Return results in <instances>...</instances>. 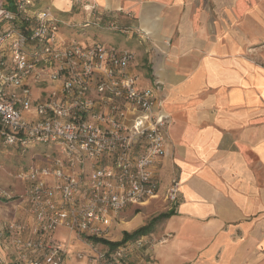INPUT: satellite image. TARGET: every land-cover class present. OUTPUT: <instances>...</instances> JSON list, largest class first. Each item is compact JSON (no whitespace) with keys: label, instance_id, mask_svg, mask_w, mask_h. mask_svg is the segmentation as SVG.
I'll list each match as a JSON object with an SVG mask.
<instances>
[{"label":"built area","instance_id":"obj_1","mask_svg":"<svg viewBox=\"0 0 264 264\" xmlns=\"http://www.w3.org/2000/svg\"><path fill=\"white\" fill-rule=\"evenodd\" d=\"M85 6L90 12L79 27L102 15ZM63 23L39 0H0V137L24 151L38 146L17 175L25 185L17 205L33 214L31 224L15 218L5 228L15 248L40 253L27 259L19 252L24 264H61L69 247L53 242L57 228L81 239L106 237L118 213L160 194L174 205L180 194L176 176L160 190L169 124L161 83H141L131 48L67 37ZM122 29L140 42L149 39L138 28ZM29 228L30 236L22 237ZM127 242L105 251L92 246L96 253L86 254L88 261L118 262Z\"/></svg>","mask_w":264,"mask_h":264},{"label":"crops","instance_id":"obj_2","mask_svg":"<svg viewBox=\"0 0 264 264\" xmlns=\"http://www.w3.org/2000/svg\"><path fill=\"white\" fill-rule=\"evenodd\" d=\"M39 4L63 20L67 37L89 15L85 5L114 21L116 41L92 40L134 49L141 83H161L170 121L160 190L176 176L180 194L158 229L170 237L151 246L148 264H264V0Z\"/></svg>","mask_w":264,"mask_h":264},{"label":"rangeland","instance_id":"obj_3","mask_svg":"<svg viewBox=\"0 0 264 264\" xmlns=\"http://www.w3.org/2000/svg\"><path fill=\"white\" fill-rule=\"evenodd\" d=\"M100 17H101L100 20L91 18V19H95L96 22H93L91 20L89 21L90 24L88 26L79 27L80 25H76L75 29L70 31L73 38L74 37L77 39L82 38V41L84 42L85 40H83V37L86 36L87 37L86 39L88 41H91L92 37L94 36V38L95 37L96 39L101 38L105 42L116 41L117 40L116 36L114 34H110V31H113L114 29L110 28V26L107 23L106 17H104L103 14ZM83 22L81 24H83ZM77 27L82 29L76 31ZM60 30L62 33H64V35L65 33L68 34L67 31L63 32L62 27ZM126 36L132 37L136 40V42L142 44L139 42V37L137 33H135L134 31L128 34L126 33ZM147 40L150 41V38ZM262 41H264V38H262ZM260 46L262 47L259 52V55L261 57L260 65L264 66V42ZM132 50L135 52L136 55V51L134 49ZM37 90L38 88H35L34 92L36 93ZM37 149L38 146H33V147L31 146L24 151L20 149V147L18 148L13 145L5 144L2 138L0 137V264H24L25 261L23 260L22 262L19 261L20 259L17 256V254L19 255V252L21 258L22 257H25L27 259L39 258L40 256V253L39 255L34 256L33 251L27 247L19 250L15 248L13 242L14 234L8 232L7 229H5L6 227L8 228L7 225L8 223L10 224L13 220L16 221L15 218H19V219L21 218V221L28 222V225L31 224L32 219H28L27 217L32 216L33 214L28 212L27 214H25L24 209L22 208L23 206L22 203H19V205H17V203L21 200V196H23L25 193V185L22 181H20L17 175L19 170H22L28 165L32 157L36 154L35 151ZM40 150L45 151L48 149L40 148ZM173 206H174L173 204L172 205L169 204L165 200V198H163L162 195L160 194L159 197L150 199L146 204L142 206L128 208L127 210L122 211L121 213H118L117 215L113 216L108 233L105 235L106 237H102V238L95 237V238H100L102 240L105 239L111 242L120 240L121 238L118 239L117 236L119 233H121V237H122L124 231L135 230L136 228L142 226L143 224H146L149 220L157 216L160 212L172 209ZM162 222L158 223L155 226L154 230L150 232L149 235L147 233L141 237L139 236L140 238L139 237L138 238L141 239L140 241H137L138 239L136 240L134 239L135 241L132 240L133 242L131 240H128L127 243H129L128 244L129 246L128 248L123 250V252L125 253H123V256L119 259L118 262H114L113 264H148L150 261L149 249L151 248V246L153 244H156L157 242H164L167 240V238L170 237V233L169 234L162 233L158 235L159 233L158 229ZM29 229L30 230L27 231L26 234H22L21 236L22 237L30 236L29 233L32 232V228ZM9 230L14 232L11 229ZM19 236L20 235L18 234L17 238ZM33 237L37 238L39 237V235L34 234ZM92 238L89 239H87V237L85 239H81V237L77 238L75 233L65 228H57L54 231V236H52L53 242L55 243L66 242L67 244L66 246L69 247L67 248L69 249V251L67 253L66 250V254L64 255L65 257L62 260L61 264H90L86 254L96 253L92 249V246H97L98 249L104 251L111 250L109 244H107L106 242H103L100 239L98 241L93 240ZM83 251L85 253V256L78 257L77 253ZM25 252L27 254H25ZM41 258H43V255H41Z\"/></svg>","mask_w":264,"mask_h":264},{"label":"trees","instance_id":"obj_4","mask_svg":"<svg viewBox=\"0 0 264 264\" xmlns=\"http://www.w3.org/2000/svg\"><path fill=\"white\" fill-rule=\"evenodd\" d=\"M173 208L170 210H166L163 212H160L157 216L153 217L151 220H149L146 224H143L142 226L136 228L133 231H124L123 235L120 240L117 241H109V240H102L100 238H92L93 240H101L103 242H106L109 244L111 249H114L115 247L119 246L120 244L128 241V240H134L138 238L139 236H142L144 234L150 233L154 230L155 226L170 217L174 212ZM7 232V231H6ZM5 232V233H6Z\"/></svg>","mask_w":264,"mask_h":264}]
</instances>
